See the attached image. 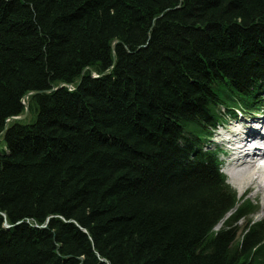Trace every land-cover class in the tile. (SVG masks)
<instances>
[{"label":"trees","instance_id":"obj_1","mask_svg":"<svg viewBox=\"0 0 264 264\" xmlns=\"http://www.w3.org/2000/svg\"><path fill=\"white\" fill-rule=\"evenodd\" d=\"M238 109L264 0H0V264H264L212 142Z\"/></svg>","mask_w":264,"mask_h":264},{"label":"bare ground","instance_id":"obj_2","mask_svg":"<svg viewBox=\"0 0 264 264\" xmlns=\"http://www.w3.org/2000/svg\"><path fill=\"white\" fill-rule=\"evenodd\" d=\"M252 115L254 116L252 120L242 119L238 123L236 120H229L228 125L232 122L236 124L222 136L223 141H221V145L226 149L228 146L232 157L229 170H226L227 174L231 179L230 182L237 186L240 193L247 192L246 190L251 187L250 184L255 186L257 180V187L260 189L264 187V167L258 166L256 160L264 159V118L254 119L256 114ZM226 123L218 131L225 130L228 127ZM258 188L257 192H259Z\"/></svg>","mask_w":264,"mask_h":264},{"label":"rangeland","instance_id":"obj_3","mask_svg":"<svg viewBox=\"0 0 264 264\" xmlns=\"http://www.w3.org/2000/svg\"><path fill=\"white\" fill-rule=\"evenodd\" d=\"M223 111V110H222ZM238 114H239V117H238V119L236 120L237 122L236 123H238L240 120H252L253 118L252 117H254L253 115H252V113H249V112H247V111H241V110H239L238 109V111H236ZM255 112H257V113H255L256 115V118H254V119H261V118H264V112H262V111H255ZM225 115L226 114H229V113H224ZM244 115V116H243ZM228 118H230V117H227V120L229 121L230 119H228ZM228 121H227V123H226V125H228L229 123H228ZM236 123H234V122H232L231 123V125H228V127L224 130H220V131H217L215 134H214V137H213V140H212V142H214L213 144H214V146H216L218 149H220L219 151H220V153L221 152H223L222 154H221V157L223 158V161H224V163H225V166H224V168H223V171L224 172H226L227 173V171L226 170H229V165H230V162H231V160H232V157H230V154H231V152L229 151V149H228V146H227V149L224 147V146H221V141H223V138H222V136H224L228 131H229V129L233 126V125H235ZM258 165V164H257ZM245 171V170H244ZM240 172H242V171H240ZM225 173V174H226ZM228 175V174H227ZM231 181V179L229 178V176H227V184L229 185V187L234 191V193H235V195H236V197L238 198V199H243V200H245V201H247L248 203H250L251 204V207L254 209V210H256V212H255V215L254 216H250V217H247L245 220H243L242 222H240V223H238L236 226H235V228H236V232H237V234H239V232H241V231H243V228H244V226L246 225V224H249L250 225V223L253 221H263L264 222V187L263 188H258L257 187V182H258V180L257 181H255V183H256V185L255 186H253V185H251L250 183V189L248 190H246L247 192H245V193H240V191H239V189L237 188V186L236 185H234V184H232V182H230ZM263 183H264V181H263ZM233 185V186H232ZM258 188V191L259 192H257V188ZM263 190V191H262ZM220 228V225L219 226H217V229H219Z\"/></svg>","mask_w":264,"mask_h":264},{"label":"water","instance_id":"obj_4","mask_svg":"<svg viewBox=\"0 0 264 264\" xmlns=\"http://www.w3.org/2000/svg\"><path fill=\"white\" fill-rule=\"evenodd\" d=\"M63 85H60L59 87H62ZM40 92H31V93H28L26 96H25V98H28L29 96H31V95H35V94H39ZM27 114H28V110H27V106L25 105V112H24V114L22 115V116H19V117H11V118H9L8 120H24L25 118H26V116H27ZM7 120V121H8ZM4 227L5 228H8L9 226L5 223L4 224Z\"/></svg>","mask_w":264,"mask_h":264}]
</instances>
